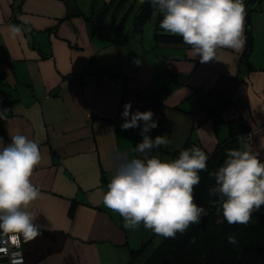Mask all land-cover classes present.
Listing matches in <instances>:
<instances>
[{
  "label": "crops",
  "instance_id": "0c3cea01",
  "mask_svg": "<svg viewBox=\"0 0 264 264\" xmlns=\"http://www.w3.org/2000/svg\"><path fill=\"white\" fill-rule=\"evenodd\" d=\"M87 1L24 0L19 19L31 31L12 39V0H0V108L8 109L0 137L9 143L10 135H25L43 155L31 177L41 196L28 208L41 235L23 244L27 264H126L131 250L152 239L143 224L126 229L103 204L110 175L124 160L143 156L134 151L140 128L120 127L127 102L133 112H163L166 130L180 135L178 146L168 138L175 151L191 139L212 154L228 138L218 121L242 116L252 129V151L264 160V0H247L244 47L218 48L207 63L187 45L156 46L152 37L104 46L79 15L89 10ZM228 100L219 118L208 116Z\"/></svg>",
  "mask_w": 264,
  "mask_h": 264
},
{
  "label": "clouds",
  "instance_id": "9594fccd",
  "mask_svg": "<svg viewBox=\"0 0 264 264\" xmlns=\"http://www.w3.org/2000/svg\"><path fill=\"white\" fill-rule=\"evenodd\" d=\"M143 2V0H141ZM163 15L159 27L164 33L180 36L201 63L213 61L218 48L240 50L245 44L247 7L244 0H148ZM23 25L29 21L24 20ZM28 27L10 24V38L15 39ZM8 109L0 108V121H8ZM122 130L140 128L142 141L134 151L142 158L124 160L108 184L103 204L124 220L126 229L139 228L164 238L175 239L193 224H199L207 214L195 203L194 189L207 171L209 156L200 147L182 150L173 160L150 155L169 143L165 135L154 139L148 135L157 128L152 110L132 111L127 102L121 113ZM251 132V131H250ZM5 143L0 137V253L8 255L12 264H24L22 244L41 235V225L29 206L41 196L40 188L32 183L34 169L43 161L40 146L25 135H10ZM242 139H244L242 137ZM250 140V138H249ZM242 143V142H241ZM229 149L222 166L209 172L215 187L209 195L219 197L217 211H222L229 225H247L254 212L264 206V161L259 150ZM229 244L236 237L229 234ZM11 249H15L12 251Z\"/></svg>",
  "mask_w": 264,
  "mask_h": 264
},
{
  "label": "trees",
  "instance_id": "16d2710c",
  "mask_svg": "<svg viewBox=\"0 0 264 264\" xmlns=\"http://www.w3.org/2000/svg\"><path fill=\"white\" fill-rule=\"evenodd\" d=\"M23 1L13 0L11 5V22L17 25H21L19 17L23 13ZM248 4L249 8L250 1ZM79 15L86 22L89 36L92 39L102 40L107 47L112 44L130 42L136 36L143 34L146 24L153 19L155 22L153 39L156 44L185 46L180 36L166 34L160 29L159 24L163 15L154 9L148 0L143 2L141 0H91L89 10ZM245 66L249 70H254L249 60L245 62ZM230 104L228 100L221 103L216 111L208 110V116L213 119L219 118V111ZM161 113H156L154 117L159 126L154 129L153 139L166 130L165 119ZM218 122L226 124L228 138L220 143L212 154L205 152L209 156L208 170L199 173L201 182L194 189L195 203L203 206L207 214L202 217L199 224L191 225L184 234L177 233L175 239L163 238L162 241L158 240L153 248H150L147 242L138 249L131 250L129 262L126 264H264V206L253 213L247 225H229L222 211H217L219 197L209 195V190L216 186L215 179L209 177V172L216 171L222 166L227 158V150L240 149V139L252 130L248 121L242 116ZM194 145L201 148L197 142L190 139L187 140L184 149ZM162 147L154 149L150 155L161 152ZM180 152L178 150L170 155L175 159ZM78 205V201H72L69 208L71 218L75 216ZM152 233L153 239L156 240L158 235L153 231ZM229 234L236 237V244L228 243Z\"/></svg>",
  "mask_w": 264,
  "mask_h": 264
},
{
  "label": "rangeland",
  "instance_id": "374dc122",
  "mask_svg": "<svg viewBox=\"0 0 264 264\" xmlns=\"http://www.w3.org/2000/svg\"><path fill=\"white\" fill-rule=\"evenodd\" d=\"M90 1H91V0H88L87 2L90 3ZM154 31H155V22H154V19H153V20L149 21V22L146 24V26H145V31L143 32V34H142L141 36H137L135 39H133V40L130 42V45H133V44L138 45V44L140 43L141 40H142V41L144 40L145 43H148V40L150 39V37L153 38ZM154 44H155V42H154ZM158 112H159V111H158ZM148 135H149V133H148ZM162 135H165L167 139H168V138L173 139V140L177 143V146L180 145V144H179V141H176V140H175V137L180 136L179 133H177V132H170V131H168V130H163V131H162ZM141 138H142V137H141ZM240 144H241V139H240ZM185 145H186V142H184V144H183L182 146L184 147ZM178 148H181V146H179ZM168 149L171 150V154H172L173 152H175V149L170 148L169 145H164V146L162 147V151H164V152H162V151L159 152V153L162 155V157L165 158V159H166L165 155L170 154L169 151H168ZM167 151H168V152H167ZM171 156H172V155H171ZM137 157H138V158H142V157H140V156H137ZM114 175H115V173H114L113 175H110V176L113 178ZM112 178H109L108 181L110 182ZM150 234H151V237H150V238H152V239H151L150 241H148V242H149V245H151V244L153 245L154 242H153V233H152V231H150ZM163 238H164V237H162V236H158V240H160V241H162Z\"/></svg>",
  "mask_w": 264,
  "mask_h": 264
},
{
  "label": "built area",
  "instance_id": "2783aa9c",
  "mask_svg": "<svg viewBox=\"0 0 264 264\" xmlns=\"http://www.w3.org/2000/svg\"><path fill=\"white\" fill-rule=\"evenodd\" d=\"M244 3H245V6L247 7L246 0H244ZM249 134L243 136L244 139L241 138V142L244 145V140H248L249 143L247 144V150L251 151L253 149V141H252V138H251V136ZM249 138H250V140H249ZM11 250L15 251V249H11ZM20 251L23 252L24 264H27L25 252H24V249H23V244H22V247H21ZM0 264H12L11 258L8 255L0 253Z\"/></svg>",
  "mask_w": 264,
  "mask_h": 264
},
{
  "label": "bare ground",
  "instance_id": "6f19581e",
  "mask_svg": "<svg viewBox=\"0 0 264 264\" xmlns=\"http://www.w3.org/2000/svg\"><path fill=\"white\" fill-rule=\"evenodd\" d=\"M82 1H84V0H82ZM12 2H13V0H12ZM246 2H247V0H246ZM90 3H91V1H90ZM90 3H88V9H89V7H90ZM11 5H12V4H11ZM11 11H12V9H11ZM79 11H80V14H81V15H83V12H85L84 10H81V9H80ZM11 19H12V15H11ZM19 20H20V19H19ZM129 29H130V28H129ZM128 32H129V31H128ZM141 35H142V34H141ZM141 35H139V36H141ZM136 37H137V36H136ZM134 39H135V38H134ZM132 40H133V39H132ZM132 40H131V41H132ZM131 41H130V42H131ZM153 41H154V39H153ZM130 42H127V43H130ZM127 43H124V44H127ZM155 44H156V43H155ZM112 45H113V44H112ZM157 45H159V44H156V46H157ZM9 59H10V58H9Z\"/></svg>",
  "mask_w": 264,
  "mask_h": 264
},
{
  "label": "water",
  "instance_id": "95a60500",
  "mask_svg": "<svg viewBox=\"0 0 264 264\" xmlns=\"http://www.w3.org/2000/svg\"><path fill=\"white\" fill-rule=\"evenodd\" d=\"M251 47H252V39L249 37V48H248L249 51H250Z\"/></svg>",
  "mask_w": 264,
  "mask_h": 264
}]
</instances>
